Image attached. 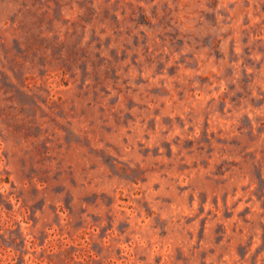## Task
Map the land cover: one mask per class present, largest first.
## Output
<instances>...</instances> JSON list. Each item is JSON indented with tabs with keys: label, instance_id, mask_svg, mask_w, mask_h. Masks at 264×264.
I'll list each match as a JSON object with an SVG mask.
<instances>
[{
	"label": "rangeland",
	"instance_id": "obj_1",
	"mask_svg": "<svg viewBox=\"0 0 264 264\" xmlns=\"http://www.w3.org/2000/svg\"><path fill=\"white\" fill-rule=\"evenodd\" d=\"M0 264H264V0H0Z\"/></svg>",
	"mask_w": 264,
	"mask_h": 264
}]
</instances>
